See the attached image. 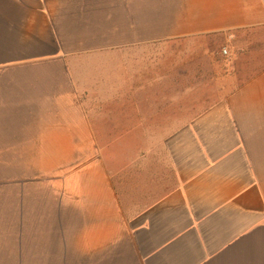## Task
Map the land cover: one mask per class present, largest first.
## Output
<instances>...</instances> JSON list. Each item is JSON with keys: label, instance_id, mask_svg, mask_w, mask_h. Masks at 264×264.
Masks as SVG:
<instances>
[{"label": "crops", "instance_id": "0c3cea01", "mask_svg": "<svg viewBox=\"0 0 264 264\" xmlns=\"http://www.w3.org/2000/svg\"><path fill=\"white\" fill-rule=\"evenodd\" d=\"M261 27L264 0H0V166L54 176L0 264H264V67L193 104L169 46Z\"/></svg>", "mask_w": 264, "mask_h": 264}, {"label": "rangeland", "instance_id": "374dc122", "mask_svg": "<svg viewBox=\"0 0 264 264\" xmlns=\"http://www.w3.org/2000/svg\"><path fill=\"white\" fill-rule=\"evenodd\" d=\"M169 46L178 49L176 58L190 64L194 77L207 79V82H191L193 104L200 97L210 100L220 85L231 89L264 67V27L200 36ZM223 49L227 54L222 53ZM217 78L223 82H215ZM49 169L0 166V253L9 249L8 241L24 237V224L18 221L17 213L24 207L39 206L41 195L54 190L51 185L54 176H48Z\"/></svg>", "mask_w": 264, "mask_h": 264}, {"label": "built area", "instance_id": "2783aa9c", "mask_svg": "<svg viewBox=\"0 0 264 264\" xmlns=\"http://www.w3.org/2000/svg\"><path fill=\"white\" fill-rule=\"evenodd\" d=\"M222 53H223V54H227V50H226V49H223V50H222Z\"/></svg>", "mask_w": 264, "mask_h": 264}]
</instances>
